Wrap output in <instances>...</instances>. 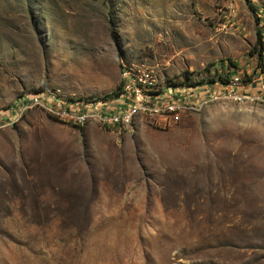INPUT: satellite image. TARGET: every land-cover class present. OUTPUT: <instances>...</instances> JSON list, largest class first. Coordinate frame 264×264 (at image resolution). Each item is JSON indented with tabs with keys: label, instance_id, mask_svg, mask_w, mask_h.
Wrapping results in <instances>:
<instances>
[{
	"label": "rangeland",
	"instance_id": "obj_1",
	"mask_svg": "<svg viewBox=\"0 0 264 264\" xmlns=\"http://www.w3.org/2000/svg\"><path fill=\"white\" fill-rule=\"evenodd\" d=\"M257 35L264 0H0V111L108 96L124 67L259 98L126 130L26 112L0 134V264H264Z\"/></svg>",
	"mask_w": 264,
	"mask_h": 264
},
{
	"label": "built area",
	"instance_id": "obj_2",
	"mask_svg": "<svg viewBox=\"0 0 264 264\" xmlns=\"http://www.w3.org/2000/svg\"><path fill=\"white\" fill-rule=\"evenodd\" d=\"M250 87L251 83L244 82L238 75H232L226 83L191 75L187 83L182 77L164 79L148 69L124 67L117 90L98 99L70 101L55 94L21 97L15 108L0 111V134L13 128L33 108L46 109L61 119L75 120L81 125L97 121L104 128L126 130L146 121L166 125L173 117L199 113L225 101L252 103L259 100L247 93Z\"/></svg>",
	"mask_w": 264,
	"mask_h": 264
},
{
	"label": "trees",
	"instance_id": "obj_3",
	"mask_svg": "<svg viewBox=\"0 0 264 264\" xmlns=\"http://www.w3.org/2000/svg\"><path fill=\"white\" fill-rule=\"evenodd\" d=\"M249 56H254V55H257L258 57V67L261 68L262 72L264 71V66H262V63L264 62V58L262 57V54H263V44H262V41H261V36L257 35L256 37V41H255V44L254 46L250 49V51L248 52ZM213 65H209V67H212ZM230 66L231 67H234V69H237L235 68V64L233 62H230ZM230 67V68H231ZM190 76L191 74L189 72H185L182 76L183 80L185 82H189L190 81ZM232 76V75H231ZM231 76H228V73L226 76H222V75H216L212 78V79H209L208 81H213L214 79H218L220 80L221 82L223 83H226L228 81V79L231 77ZM216 77V78H215Z\"/></svg>",
	"mask_w": 264,
	"mask_h": 264
}]
</instances>
